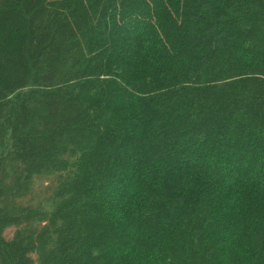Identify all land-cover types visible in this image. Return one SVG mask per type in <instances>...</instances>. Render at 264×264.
Segmentation results:
<instances>
[{
	"label": "trees",
	"instance_id": "1",
	"mask_svg": "<svg viewBox=\"0 0 264 264\" xmlns=\"http://www.w3.org/2000/svg\"><path fill=\"white\" fill-rule=\"evenodd\" d=\"M0 264H264V0H0Z\"/></svg>",
	"mask_w": 264,
	"mask_h": 264
},
{
	"label": "rangeland",
	"instance_id": "2",
	"mask_svg": "<svg viewBox=\"0 0 264 264\" xmlns=\"http://www.w3.org/2000/svg\"><path fill=\"white\" fill-rule=\"evenodd\" d=\"M7 174V173H6ZM13 171H10L9 176L5 179L8 188L11 190L15 189L18 192L19 198L22 200V204L27 208H36L39 207L43 203V198L51 185L47 184V180L49 179H40V177H35L33 181L22 183L18 181L14 175L12 176ZM51 195V193H48ZM14 232V228H9L6 230L4 237L6 239L12 238ZM25 245L30 248H34L35 250H40L41 248H47L49 246H43L39 244H34L33 242L24 241ZM51 252H58L57 247H50L47 249Z\"/></svg>",
	"mask_w": 264,
	"mask_h": 264
}]
</instances>
